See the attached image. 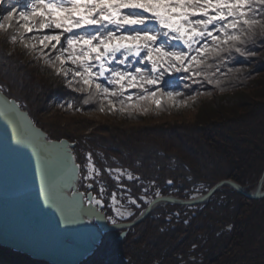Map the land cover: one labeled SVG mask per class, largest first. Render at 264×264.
I'll return each mask as SVG.
<instances>
[{
	"label": "trees",
	"instance_id": "obj_1",
	"mask_svg": "<svg viewBox=\"0 0 264 264\" xmlns=\"http://www.w3.org/2000/svg\"><path fill=\"white\" fill-rule=\"evenodd\" d=\"M247 47L255 54L237 56L229 65L235 71L220 87L208 85L186 104L157 109L172 114L163 121H154L159 116L153 112L154 106L147 113L127 114L132 120L143 121L135 126L101 123L86 133L93 123L73 117L71 121L67 118L68 124L63 127L46 129L31 114L30 103L22 96L24 87L29 94L37 91L41 99L56 94L73 103L74 110L82 98L27 49L13 45L3 32L0 85L29 111L50 138L67 137L76 142L74 151L81 164L79 188L86 192L90 189L83 176L87 174V154L92 153L101 173L97 179L106 188L103 199L108 216L114 213L111 193L121 190L105 170L126 169L139 177L131 181L121 178L130 189L128 194L140 205H133V215L126 219L131 220L149 204L140 198L146 195L149 201L157 188L161 194L190 198L206 192L221 179H233L250 188L258 183L264 171V39L258 37L255 46L249 43ZM166 80L183 91L178 76ZM186 95L193 93L189 90ZM95 107L84 105L83 111L75 112H95ZM152 180L155 185L149 184ZM168 180L173 183L168 185ZM90 182L99 196V185ZM144 188L149 191L145 193ZM121 232L104 233L95 252L78 264H264V197L250 198L225 185L204 203L158 204L123 238ZM0 264L54 263L0 244Z\"/></svg>",
	"mask_w": 264,
	"mask_h": 264
},
{
	"label": "snow or ice",
	"instance_id": "obj_2",
	"mask_svg": "<svg viewBox=\"0 0 264 264\" xmlns=\"http://www.w3.org/2000/svg\"><path fill=\"white\" fill-rule=\"evenodd\" d=\"M0 9V32L79 94L82 99L75 111L95 104L100 112L133 115L153 106L186 104L206 86L220 87L235 71L229 65L237 56L255 54L247 45L264 39V0H0ZM174 76L183 82V91L166 80ZM189 90L192 96L186 95ZM10 103L17 107L15 101ZM67 159L74 157L68 154ZM79 167L71 165V181L80 177ZM85 167L83 180L98 184L100 197L89 193L87 203L103 205L106 188L97 179L101 173L92 153ZM105 171L117 181L121 196L130 192L122 177L139 180L126 169ZM149 184L155 185V180ZM85 186L93 188L92 183ZM77 195L83 201L84 194ZM153 195L160 197V190ZM110 199L116 216H124L117 192ZM128 203L140 206L131 197Z\"/></svg>",
	"mask_w": 264,
	"mask_h": 264
},
{
	"label": "water",
	"instance_id": "obj_3",
	"mask_svg": "<svg viewBox=\"0 0 264 264\" xmlns=\"http://www.w3.org/2000/svg\"><path fill=\"white\" fill-rule=\"evenodd\" d=\"M12 101L16 108L11 107ZM3 128L7 129V138L10 136L15 142L0 135V244L54 264L80 263L95 252L104 233L122 229L123 238L161 203H204L225 185L250 198L264 197L263 171L254 189L233 179H221L206 192L190 198L161 194L150 200L136 218L113 224L105 202L89 205V193L100 197L92 190L85 192L79 188L81 164L74 151L76 143L66 137L50 138L28 110L0 88V132ZM68 154L74 160L69 161ZM16 159L19 166L12 168ZM73 163L80 166V177L75 181L70 180ZM74 193L84 194L83 201Z\"/></svg>",
	"mask_w": 264,
	"mask_h": 264
},
{
	"label": "rangeland",
	"instance_id": "obj_4",
	"mask_svg": "<svg viewBox=\"0 0 264 264\" xmlns=\"http://www.w3.org/2000/svg\"><path fill=\"white\" fill-rule=\"evenodd\" d=\"M25 83L26 82H24V80H23V85ZM36 92L37 91L32 92L30 94L26 93V90H25V87H24V90L22 92V96L25 97V99L28 100L27 101L28 103H30V108L33 110V112L31 114L33 115L35 120H37L38 123H40L43 126H45L46 129L53 130V129H56L58 127H63V125H67L68 124L66 122V119L67 118L68 119L71 118V119H69L71 121L73 117H76L77 120H79V121L82 120V122H84V121H86L88 119V120H90L93 123L92 126H90L89 128H87L85 130L86 133L90 132L94 127L100 125L101 123L109 125V124H111V122H118V123L123 124L124 126H135V125L143 123V121H136V120L130 119L127 116V113H122L120 111H115V112L95 111V112H87L85 114H81V113L78 114V113L75 112V110L73 108L72 109L68 108L69 101H65L64 99L59 98V97L57 98L56 94L52 95V96H50L51 94H49V96H46L44 99H41V96H37ZM23 103L25 104V101ZM31 104L36 109H33V107H31ZM62 105H63V107H62ZM154 111L157 113V115L159 114V116H157L154 119V121H163L164 119H167L170 115H172L171 113H160V111L157 110V109L153 110V112ZM147 112H144V113H147ZM149 114L151 116L155 115L152 112H149ZM59 122H61L62 124H60ZM54 139H56V138H54ZM87 173H88V169H87ZM261 176H262V174H261ZM261 176H260V178H261ZM260 178H259V180H260ZM90 181L91 180L85 181V183H92ZM257 184L255 186L251 187V188L248 185H244V186L248 187V189H254L257 186ZM115 192H117V199L121 201V205H122V209L121 210L125 213V215L122 216V217L116 216L115 209L111 206L112 205V201L110 199V206H111L112 211L114 213L112 215H110L109 217H113L117 221L126 220L127 218L130 217V216H127L126 213L128 211H131L132 213L134 212V206H133V204L128 203V199H129V197H131L132 199H136V198L131 196V195H129V194L126 195V196H121L119 191H115ZM152 199H149V201L147 199L146 201L150 202V200H152ZM138 204H139V202H138ZM121 205H117V207H121ZM176 214H177V212H176Z\"/></svg>",
	"mask_w": 264,
	"mask_h": 264
},
{
	"label": "bare ground",
	"instance_id": "obj_5",
	"mask_svg": "<svg viewBox=\"0 0 264 264\" xmlns=\"http://www.w3.org/2000/svg\"><path fill=\"white\" fill-rule=\"evenodd\" d=\"M4 118H5V117H4ZM0 135H1L6 141H10V142L13 141L12 137L9 136V138H7V129H5V128L2 129V132H0ZM13 142H15V141H13ZM13 142H12V143H13ZM20 149H21V147H20ZM9 151H10V154L13 153V151H11L10 149H9ZM16 157H17V156H16ZM12 159H13V156L10 157V161H11ZM16 161H17V163H15L14 165L11 164V167H12V168H16L17 166H19V159H16Z\"/></svg>",
	"mask_w": 264,
	"mask_h": 264
}]
</instances>
